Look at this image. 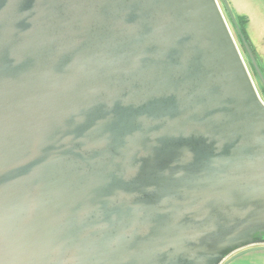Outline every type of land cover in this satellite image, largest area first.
I'll list each match as a JSON object with an SVG mask.
<instances>
[{
	"label": "water",
	"instance_id": "95a60500",
	"mask_svg": "<svg viewBox=\"0 0 264 264\" xmlns=\"http://www.w3.org/2000/svg\"><path fill=\"white\" fill-rule=\"evenodd\" d=\"M253 245L264 102L217 0H0V264Z\"/></svg>",
	"mask_w": 264,
	"mask_h": 264
},
{
	"label": "rangeland",
	"instance_id": "374dc122",
	"mask_svg": "<svg viewBox=\"0 0 264 264\" xmlns=\"http://www.w3.org/2000/svg\"><path fill=\"white\" fill-rule=\"evenodd\" d=\"M228 1V4H229V0H226ZM219 6H220V9L224 15V18L228 24V27L230 29V32L238 46V49L242 55V58L246 64V67L250 73V76L252 78V81L256 87V90L258 92V95L260 96V98L262 99V101L264 102V91L260 89L261 86H263L264 88V84L260 81L259 79H257L255 77V74L251 68V66L254 68V66L252 65L251 63V60L249 59V56L247 55L246 51L243 50L242 48V45L241 43L239 42V39H238V35L236 34L233 26L231 25V22H230V19H229V16H228V13L225 9V7L223 6V2L222 0H217ZM242 4L243 2H245L244 0L243 1H240ZM230 6V4H229ZM231 8V13L233 15H243V16H246V24H245V33L249 39V42L251 44V46L254 48L255 50V53H256V62L257 60L260 62L261 64V59L259 57V53H264V47H261L260 43H254L253 41L250 40V34H252L255 38H259L261 36H264V0H252L251 1V4H248L243 8V10L238 13L237 11H235L234 9ZM255 45L258 46L257 48H255ZM259 51V53H258ZM264 61V60H263ZM258 64V63H257ZM262 68H264V64L262 65ZM250 247H260V245H253V246H250ZM238 251H241V250H238ZM237 253V252H236ZM232 255V254H231ZM230 255V256H231ZM228 256V257H230ZM228 259V258H226Z\"/></svg>",
	"mask_w": 264,
	"mask_h": 264
},
{
	"label": "crops",
	"instance_id": "0c3cea01",
	"mask_svg": "<svg viewBox=\"0 0 264 264\" xmlns=\"http://www.w3.org/2000/svg\"><path fill=\"white\" fill-rule=\"evenodd\" d=\"M240 1L243 0H229L230 6L228 1L226 2L229 8L232 7V9L240 13L247 4L248 6L251 4L252 0H244L245 2H243V4ZM250 40L255 44L260 43L261 47H264V36L255 38L252 34H250ZM256 45L255 48L258 47ZM259 57L261 59V64L263 65L264 53H259ZM227 264H264V245L260 247H248L247 249H244L240 254L230 259Z\"/></svg>",
	"mask_w": 264,
	"mask_h": 264
},
{
	"label": "trees",
	"instance_id": "16d2710c",
	"mask_svg": "<svg viewBox=\"0 0 264 264\" xmlns=\"http://www.w3.org/2000/svg\"><path fill=\"white\" fill-rule=\"evenodd\" d=\"M222 2H223V6L225 7V9H226V11H227V13H228V16H229V19H230L231 25L233 26V28H234L236 34L238 35L239 42H240L241 45H242L241 37H243V38L245 39V41L248 43V45H249V47H250V49H251V51H252L254 57L256 58L257 56H256V53H255V50H254V48L251 46V44H250V42H249V39H248V37H247V35H246V33H245V24H246V21H247V20H246V16H243V15H237V16H236V15H233V14H232L233 17H231V15L229 14L228 9H227V7H226V5H225V3H224L223 0H222ZM229 9H230V8H229ZM230 10H231V9H230ZM242 48H243V50L245 51L243 45H242ZM257 63H258V65H259V67H261V64H260V62H259L258 60H257ZM251 68H252L254 74L257 76V74H256V72H255V69H254L252 66H251ZM261 89L264 91L263 86H261Z\"/></svg>",
	"mask_w": 264,
	"mask_h": 264
},
{
	"label": "flooded vegetation",
	"instance_id": "af4514ba",
	"mask_svg": "<svg viewBox=\"0 0 264 264\" xmlns=\"http://www.w3.org/2000/svg\"><path fill=\"white\" fill-rule=\"evenodd\" d=\"M259 66V65H258ZM259 69H260V71L262 72V74H263V76H264V68H262V66L261 67H259ZM255 72H256V70H255ZM256 74H257V72H256ZM255 77L257 78V79H259V81H260V83H261V79L259 78V76H258V74H257V76L255 75ZM260 89H261V87H260ZM261 91H262V89H261ZM227 258H229V257H227ZM227 259H225L224 261H226Z\"/></svg>",
	"mask_w": 264,
	"mask_h": 264
}]
</instances>
